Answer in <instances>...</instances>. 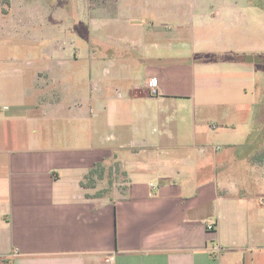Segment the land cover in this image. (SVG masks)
I'll return each mask as SVG.
<instances>
[{
    "label": "crops",
    "instance_id": "1",
    "mask_svg": "<svg viewBox=\"0 0 264 264\" xmlns=\"http://www.w3.org/2000/svg\"><path fill=\"white\" fill-rule=\"evenodd\" d=\"M213 2L212 27L238 29L250 10L264 17L250 0ZM42 53L0 64L20 79L0 81V259L264 264V75L250 59L264 52L172 62L189 52L146 51L136 68L144 83L102 87L76 106L44 100ZM111 161L122 184L101 195L82 186Z\"/></svg>",
    "mask_w": 264,
    "mask_h": 264
},
{
    "label": "rangeland",
    "instance_id": "2",
    "mask_svg": "<svg viewBox=\"0 0 264 264\" xmlns=\"http://www.w3.org/2000/svg\"><path fill=\"white\" fill-rule=\"evenodd\" d=\"M250 1L252 9L257 6L264 10V0ZM212 4L213 0H0V64L8 63L12 56L42 51L48 59L35 60L41 65L35 75L44 100L76 106L80 95L90 93L93 98L102 93V87L108 91L115 84L131 88L144 83L136 68L143 65L140 54L146 51L189 52L181 59H170L172 62L237 61L242 53L264 52V17L250 10V20L238 29L232 25L212 27L208 9ZM153 32L155 40L146 38ZM53 51L62 57L51 58ZM258 54L250 59L260 66L261 78L264 55ZM20 63L17 58L15 66L21 68ZM3 68L12 70L13 62ZM3 68L0 66V72ZM12 75L8 78L0 73V81L12 86L19 79V75ZM171 79L166 84L175 82ZM105 165V179H92L96 187L92 193H110L115 190L114 182L122 184L125 180L119 170L114 176L113 161ZM116 188L123 192L126 187ZM16 260L10 255L0 259V264H14Z\"/></svg>",
    "mask_w": 264,
    "mask_h": 264
},
{
    "label": "trees",
    "instance_id": "3",
    "mask_svg": "<svg viewBox=\"0 0 264 264\" xmlns=\"http://www.w3.org/2000/svg\"><path fill=\"white\" fill-rule=\"evenodd\" d=\"M106 170L107 167L103 163L96 164V166L90 171L89 175L86 177V180L90 181L89 185L82 182V186L84 187H94V177H96V180H104L106 176ZM110 171L112 173V167L110 168ZM112 175V174H111ZM103 192H99L97 195H101Z\"/></svg>",
    "mask_w": 264,
    "mask_h": 264
},
{
    "label": "built area",
    "instance_id": "4",
    "mask_svg": "<svg viewBox=\"0 0 264 264\" xmlns=\"http://www.w3.org/2000/svg\"><path fill=\"white\" fill-rule=\"evenodd\" d=\"M152 87H155V83H152ZM116 172H117V168L116 167H113V174L114 176H116ZM261 200L264 202V191H263V195L261 197ZM219 251V249H218Z\"/></svg>",
    "mask_w": 264,
    "mask_h": 264
}]
</instances>
